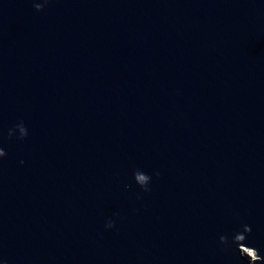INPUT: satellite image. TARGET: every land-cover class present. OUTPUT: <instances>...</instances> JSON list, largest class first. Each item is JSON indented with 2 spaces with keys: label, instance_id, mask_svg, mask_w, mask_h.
<instances>
[{
  "label": "water",
  "instance_id": "95a60500",
  "mask_svg": "<svg viewBox=\"0 0 264 264\" xmlns=\"http://www.w3.org/2000/svg\"><path fill=\"white\" fill-rule=\"evenodd\" d=\"M40 2L0 0V264L264 257V0Z\"/></svg>",
  "mask_w": 264,
  "mask_h": 264
},
{
  "label": "clouds",
  "instance_id": "9594fccd",
  "mask_svg": "<svg viewBox=\"0 0 264 264\" xmlns=\"http://www.w3.org/2000/svg\"><path fill=\"white\" fill-rule=\"evenodd\" d=\"M50 2V0H41L40 3H34L33 8L35 11H42L43 8ZM15 134V138L19 141H23L28 136L27 128L24 126V123L21 121L17 123L13 128L8 130L7 138L12 139ZM6 156L5 151L0 148V160ZM23 164V161H21ZM157 177L159 172L154 173ZM133 180L136 186L143 193H148L151 191L149 185L151 183L152 177L141 170H136L133 172ZM128 186H125L127 190ZM140 198L139 196L137 197ZM116 219H108L104 225L105 230H111L115 227ZM251 234V227L249 225H242L240 230L231 235V239L227 235H221L218 240L219 246L223 250H233L239 253L241 258H247L248 264H264V257L259 255L258 251L254 247L247 246V238Z\"/></svg>",
  "mask_w": 264,
  "mask_h": 264
}]
</instances>
